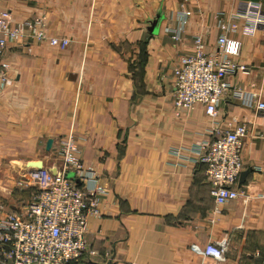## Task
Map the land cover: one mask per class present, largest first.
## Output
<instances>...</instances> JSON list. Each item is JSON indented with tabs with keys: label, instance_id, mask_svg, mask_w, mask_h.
<instances>
[{
	"label": "crops",
	"instance_id": "crops-1",
	"mask_svg": "<svg viewBox=\"0 0 264 264\" xmlns=\"http://www.w3.org/2000/svg\"><path fill=\"white\" fill-rule=\"evenodd\" d=\"M249 1L264 16V0H0L15 20L45 16L48 32L69 40L26 36L4 50L13 82L0 92V215L25 210L38 191L26 178L60 170V138L74 134L105 190L102 216L88 217L92 264H264V110L232 93L220 103L221 129L247 125L236 187L250 199L216 209L199 161L213 120L173 96L178 58L197 35L215 50L219 22ZM230 36L248 66L228 76L231 89L264 100V23ZM222 237L223 261L192 249Z\"/></svg>",
	"mask_w": 264,
	"mask_h": 264
},
{
	"label": "built area",
	"instance_id": "built-area-1",
	"mask_svg": "<svg viewBox=\"0 0 264 264\" xmlns=\"http://www.w3.org/2000/svg\"><path fill=\"white\" fill-rule=\"evenodd\" d=\"M262 23V3H244L241 10L231 13L229 21L219 22L215 50H207L203 36L197 35L193 50L181 55L173 69L175 106L191 111L202 105L214 123L209 129L213 137L201 144L199 161L205 165L216 209L234 199L242 198L244 202L250 199L236 187L243 170L247 125L241 123L223 130L218 115L220 103L229 93L244 105L264 110V100L256 92L233 90L228 80L229 75L248 70L238 59L243 42L230 33L252 36ZM26 36L60 48H66L69 43L67 38L48 32L45 16L15 20L10 11L1 10L0 92L13 82L4 50L9 42ZM81 153L74 134L63 136L60 138L63 167L56 171L36 169L26 178L38 191L23 212L0 215V264H92L90 256L95 252L87 240L88 217L102 216L100 197L105 190L98 184L96 171L83 164ZM80 180L84 185H80ZM258 197L264 198V187ZM192 249L203 257L223 261L227 257L228 241L225 237L217 238L204 246L193 244Z\"/></svg>",
	"mask_w": 264,
	"mask_h": 264
},
{
	"label": "water",
	"instance_id": "water-1",
	"mask_svg": "<svg viewBox=\"0 0 264 264\" xmlns=\"http://www.w3.org/2000/svg\"><path fill=\"white\" fill-rule=\"evenodd\" d=\"M108 264H110V262H108Z\"/></svg>",
	"mask_w": 264,
	"mask_h": 264
}]
</instances>
